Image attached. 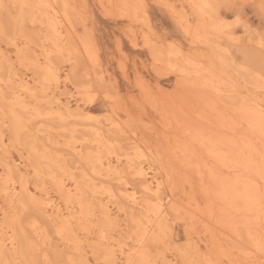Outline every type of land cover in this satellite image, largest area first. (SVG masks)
<instances>
[{
    "label": "rangeland",
    "instance_id": "1",
    "mask_svg": "<svg viewBox=\"0 0 264 264\" xmlns=\"http://www.w3.org/2000/svg\"><path fill=\"white\" fill-rule=\"evenodd\" d=\"M23 1L0 0V4L11 6L7 12L0 7V137L3 136L6 141L5 147H0V170L7 150L15 158L22 153L23 172L29 185L48 191L55 206L67 215L64 197L56 189L57 180L70 184L75 179L88 184L99 172L109 174V179L120 172L126 176L125 179L132 180L133 168L140 165L145 169L156 168L160 171L161 195L170 215V226L159 240L146 244L147 259L152 264H189L187 258L192 252L187 247L188 236L193 232L203 238V247L209 250L214 264H261L262 260L253 263L242 256L241 253L248 249L247 245L236 242L228 227L218 225L217 213L220 211L221 218L227 217L231 208L219 207L217 192L202 178L207 170L213 168L214 161L190 137L174 128V118H171L169 110L171 106L177 111H184L182 101L191 104L198 113L206 109L217 128L241 142L236 133L240 123L233 113V105L249 94L264 100V89L261 88L264 81V47L259 46L261 41L264 43V20L259 8L251 7L258 6L261 0H211L212 12L201 11L194 0H102L105 6L100 0H62L57 10L60 12L67 2L71 26L53 12L51 0ZM139 2L153 6L148 12L150 28L135 20L137 10L134 7H126ZM237 2L249 7L240 16L238 24L228 27L222 21L231 24L236 21V15L227 8L215 6ZM161 3L177 5L178 11L184 14L186 24L178 25L165 10L155 7ZM106 8L111 15L106 14ZM146 40L165 50L164 62L154 61ZM85 44L92 58L87 56ZM51 45L53 52L46 65L45 50ZM177 50L182 53H176ZM169 51L172 55L168 54ZM39 58L43 62L41 65L37 63ZM168 61L171 62L167 64ZM65 72L74 81L88 87L87 91L78 94V101L85 112L95 116L61 122L46 115L53 94L60 91L55 77L57 74L64 76ZM22 86L29 87L31 93L22 96V102L29 109H16L26 126L16 134L8 110L12 92ZM208 97L212 101L205 102L203 98L207 100ZM213 101L222 106V112L210 110ZM37 112L40 115H36ZM189 114L192 115L191 112ZM112 120L118 121L117 128L107 131ZM38 130L41 131L39 137L35 135ZM96 130L103 138L96 137ZM33 141L38 148L37 159L29 152L28 144ZM181 142L187 144V150L183 149ZM73 146L77 150L82 148L83 154H72ZM88 152H92L89 160L86 159ZM45 154L52 158L57 155L65 158L62 163L64 170L62 168L58 172L54 167L56 173L52 167H46L47 163L42 158ZM118 158L121 160L117 167L119 170L107 172V164L112 162L115 165ZM199 161L205 169L199 168ZM51 171L55 172V177L54 173L49 174ZM15 180H19L16 174ZM113 184L116 182L113 181ZM98 199L89 201L93 206L91 214L82 220L80 228L75 226L77 241L81 243L77 253L73 244L61 243L54 222L44 219L37 206L28 201L23 206L11 205L0 194V241L18 233L37 244L36 253H32L30 261L24 257L21 243L1 261L79 264L67 257L83 259V254L87 252L94 264H113L109 258H102L95 252L100 233L107 236L104 238L105 249L114 252L118 241L128 246H132L137 239L142 242L143 227L134 224L128 215L130 211L119 213L115 210L114 218L106 222L100 213ZM261 202L256 200L250 207L262 213ZM5 218L10 225L3 223ZM34 219L39 221L37 234L31 229ZM209 224L215 239L207 234ZM170 254H174L172 262ZM183 255H187L186 261ZM194 261L195 264H202ZM117 262L122 264V260Z\"/></svg>",
    "mask_w": 264,
    "mask_h": 264
},
{
    "label": "bare ground",
    "instance_id": "2",
    "mask_svg": "<svg viewBox=\"0 0 264 264\" xmlns=\"http://www.w3.org/2000/svg\"><path fill=\"white\" fill-rule=\"evenodd\" d=\"M18 1L24 3L23 0ZM61 1L62 0H51L50 8L55 14L62 16L64 18V21H66L67 24L71 26V17L69 14L70 10H67V2L63 4L64 7L60 12H58L57 10V6H60ZM194 1V3H196V5H198V7L202 9L201 11L206 10L208 12H212V7H203L206 5H211V0ZM99 2L101 3V5L105 6L102 0H100ZM126 2L128 1L126 0ZM17 8H19V6ZM27 11L30 10L28 9ZM105 11L106 14L111 15V11L108 8H106ZM70 31L72 30L70 29ZM145 43L150 47L155 62L165 61L164 56L166 54L163 53V51L165 50L156 48L153 44H151L149 40H146ZM259 46L262 47V41L259 43ZM85 49L87 56L92 58V53L90 52L86 44ZM165 49H167V47ZM45 52L46 56L44 57V63H46L47 65L48 61H50V54L53 52L52 45L48 47ZM176 53L181 54L182 52L180 50H177ZM168 54L172 55L171 52ZM37 61L39 65L43 63L40 58ZM170 62L168 61L167 64H169ZM55 81L60 91L53 94L52 101H50V109L46 113V115L52 117V119L60 120L61 122L77 121V118L80 117L84 119L95 116L92 113L85 112V109L81 107L78 101V94H82V91H87V86L79 83L78 81H74L68 73H66L64 76L57 74L55 77ZM261 85V88L264 89V81H262ZM30 93L31 89L24 86H22L21 88H17L16 91L12 92V94L10 93L13 97L8 113L13 123L12 129H14L16 134L22 132L26 128L23 119L17 115L16 109L18 108V110L20 109L23 111L29 109L22 102V96L23 94ZM207 94L208 93H206V95ZM203 99L205 102L210 100L212 101V99L209 97L207 100L205 98ZM181 103L182 107L185 108L183 109L184 111H177L171 106L169 107V110L172 114L171 118H174V128L178 132H180V134L190 137L192 141L196 145H198L202 152L214 161L213 168L211 170H207L205 173L203 172L204 175L202 178L205 182L212 185V187L214 188V192H217L216 194L218 195L219 199H217L216 202H218L219 207L231 208V210H229L228 212L227 217L221 218L219 214L220 211L217 213L216 220H219L218 225L223 228L228 227L231 231V235L233 236L232 238H234L235 241L237 240L247 245V251H243V253L241 254L248 261H251L253 263L260 260L264 261V253L261 252L258 246L262 235H264V225H262L264 222V219H262L263 214L258 210L250 207L256 200L258 201V203H260L262 201V197L264 198V174H262L264 173V169H262L261 157V149L264 148V137H262L261 135V113L262 109H264V100L259 99V97H254L253 94H249L246 97H242L237 105H233V113L238 118L240 123V126L237 128L236 132L242 139L240 143H238L236 140L231 139L227 134L217 128L218 126H216V124L213 122V117L210 116L206 109H204L202 113H198L195 107H193L191 104L185 101H182ZM222 109V106L215 101H213V105L210 106V110L214 111L215 113L222 112ZM189 112H191L192 115H190ZM36 115H40V113L37 112ZM117 123V120H112L109 124L110 126L107 127V131H109V128L110 130L112 128L114 129L115 127L117 128ZM40 132L41 131L38 130L35 135L39 137ZM96 137L103 138L102 134L98 133V130H96ZM104 140L106 141V139ZM96 141H98V139ZM5 142L6 141L3 136L0 137L1 148L5 147ZM181 143H183V149L187 150V144L185 142ZM28 145L29 152L35 159H37L39 157L37 152L38 148L36 147L37 144H35L33 141ZM71 150L72 154L76 156L78 154H83L82 148H79V150H77V147L73 146ZM91 155L92 152H88V154L86 155L88 156V158L86 159L89 160L91 158ZM42 158L47 163V165H45L46 167H52V169L55 167L58 169V172L60 171L59 169L63 168L62 163H64L65 158L59 157L58 155L54 158L50 157L49 155L42 156ZM192 159L194 158L192 157ZM23 162L24 159L22 153H19L18 157L15 158L12 153L7 150V155L6 157L4 156V158H2L1 162L3 167L0 170V194H2L11 205L17 204L18 206H23L25 205V201H28V203L32 204V206H37L41 210V213L43 215L42 217H44V219H49L54 222L55 231L58 237L61 238V243L68 246L73 244L77 253L80 251L81 243L80 241H77L75 226L79 227L82 223V220L87 216L89 217V214H91L90 211L93 210V206L91 205L92 203L89 201L94 200V198H99V202L97 201V204L101 211L100 213H102V217L105 218L106 222H109L111 220L115 213V210H117L119 213H128L130 211V214L128 213V215L130 216V219L135 222L134 224H139L143 227L141 233V235L143 236L142 242H140V240L138 241L137 239L136 241L134 240L135 243L132 246H128L127 243L122 244V242L118 241V246L117 248H115L117 250H114V252H110L109 250L105 249L104 238L107 236H105L106 234L104 235V233H100L102 235L99 236V243L95 246V252L102 258H109L110 261H112L111 263L113 264H118L117 260H122V264H129L130 261L132 262V264H141V261L147 258L146 244L149 241L156 242L157 240H159V238L162 237L161 235H163V233L165 234V232H167L168 230V227L170 226V215L163 204V198L161 195L162 182L159 181L160 171H157L156 168L145 169V167L141 165L135 167L133 168L134 172L132 180L125 179L126 176H122L120 172L116 173V177H112V179H109V174L103 175L101 174V172H99L100 174L92 178L91 181H88V184L77 182L75 179H73L70 184H66L64 181L57 180V183H55L57 192H59L60 195L64 197L66 204L67 215H65L63 214L62 210L55 206V202L50 197L48 191L38 187H31L29 185V182L26 179V174L23 172L25 170V165L23 164ZM120 163V158L116 160L115 165L114 163L109 162L106 166L108 169L107 172L117 169ZM199 166L200 169H205V165L202 163V161H199ZM39 169H36V171H40ZM57 169L53 170L58 173ZM47 172H49L48 168ZM51 172L49 174L52 175L54 173L53 177H55V172ZM15 174L19 178L18 181L15 180ZM113 181H115L116 184H113ZM136 182L138 184H136ZM88 194L89 196L87 197ZM106 199L107 201L104 202ZM77 208L79 209V211L77 210ZM135 212H138V214H134ZM230 215H232V217H229ZM5 219L6 221H4L3 223L10 225L8 218ZM208 221L210 222V217L208 218ZM3 223L2 225L4 226ZM202 225H205V223H203ZM31 227L32 231L37 234L36 231L39 229V221L37 219H34L32 221ZM193 228L195 229L194 226ZM194 233L195 232L190 233L188 236L187 247L191 248L190 251L192 252V254L190 253L191 256H188L189 258H187V255L186 257L183 255L185 261L187 258L189 264H195L194 260H196V263L198 261L202 264H214L213 259L208 252L209 250L207 251L203 247V238L199 236V234ZM207 234L212 239L215 237L210 224L207 227ZM219 234L222 235V233ZM71 235L72 238L70 237ZM137 237L139 236L137 235ZM18 243H21V249L23 251L24 257L30 261L33 258L32 255H34L32 253H36L34 252V250H37V244L34 245L32 242H29L24 236L18 233H16L15 237H6L0 241V261L4 259L5 256L11 255V249H14ZM111 243H113V241ZM102 252L104 253V255ZM184 253H186V251ZM87 255L88 253L85 252V254H83V259H77L76 257L72 256H68L67 258L71 262L74 261V263H77L78 261L79 264H94V262ZM173 255H169V257H171L169 259L171 262L175 259ZM167 263L169 264V262Z\"/></svg>",
    "mask_w": 264,
    "mask_h": 264
},
{
    "label": "snow or ice",
    "instance_id": "3",
    "mask_svg": "<svg viewBox=\"0 0 264 264\" xmlns=\"http://www.w3.org/2000/svg\"><path fill=\"white\" fill-rule=\"evenodd\" d=\"M0 7H2L5 10V12H7L11 6L0 4ZM126 7H134L137 10L135 20L140 22V23H144V24L148 25L149 28L151 27V22H150L149 17H148V12H149L150 8L153 7L152 5L145 2V3H140V4H137L134 6H126ZM155 7H158L162 10H165L166 14L168 16H170L178 25L184 26L186 24V20L184 19V14L182 12L178 11L177 5L170 4V3H161V4L156 5ZM194 7H196V6H194ZM203 7H213V6L206 5ZM215 7L227 8L234 15H236V21L232 22L231 24H228L227 22L222 21V23L227 24L228 27H233L240 22V16L244 14L245 9L248 8L249 5L237 2V3L215 6ZM251 7H258L260 10L261 18H262V20H264V0H261L260 4L258 6L252 5ZM121 15H123V14H121ZM128 18H131V17H128ZM262 47H264V43H262ZM261 121H262L261 135H262V137H264V109H262ZM261 157H262V169H264V148L261 149ZM262 174H264V173H262ZM261 204H262V213H264V199H262ZM262 219H264V216H262ZM258 246H259L261 252L264 253V235H262ZM0 264H17V262L12 261V260H8V261H0ZM129 264H132V262L130 261ZM141 264H152V261L150 259L145 258L143 261H141ZM261 264H264V261H262Z\"/></svg>",
    "mask_w": 264,
    "mask_h": 264
}]
</instances>
